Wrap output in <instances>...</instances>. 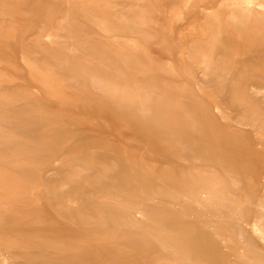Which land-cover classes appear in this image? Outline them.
Instances as JSON below:
<instances>
[{"label": "rangeland", "instance_id": "rangeland-1", "mask_svg": "<svg viewBox=\"0 0 264 264\" xmlns=\"http://www.w3.org/2000/svg\"><path fill=\"white\" fill-rule=\"evenodd\" d=\"M245 2L0 0V264H264V117L238 95L264 101V0Z\"/></svg>", "mask_w": 264, "mask_h": 264}, {"label": "bare ground", "instance_id": "bare-ground-1", "mask_svg": "<svg viewBox=\"0 0 264 264\" xmlns=\"http://www.w3.org/2000/svg\"><path fill=\"white\" fill-rule=\"evenodd\" d=\"M264 6V5H263ZM252 8V0H246V2L244 3V9L248 10ZM258 10V9H256ZM260 10V9H259ZM259 10L257 11L259 14ZM264 13V10L262 11ZM260 10V14L262 13ZM262 13V14H263ZM261 14V15H262ZM90 18V17H89ZM262 18V17H261ZM264 25V24H263ZM59 30V29H58ZM47 35L46 33L44 34ZM48 36V35H47ZM48 38V37H47ZM46 38V40H47ZM42 39V37H41ZM44 41V39H43ZM49 44V42H48ZM50 45V44H49ZM44 47L46 49V46H41ZM40 47V48H41ZM47 51V50H46ZM49 51V50H48ZM52 52V51H50ZM71 52V51H70ZM56 53V52H55ZM60 53V52H59ZM58 53V54H59ZM62 54V53H61ZM60 54V55H61ZM64 54V53H63ZM62 54V56H63ZM70 54V53H69ZM51 55V53H50ZM59 56V55H58ZM52 57V55H51ZM56 58V57H55ZM60 58V57H59ZM85 77V76H84ZM89 78V77H88ZM87 79V78H86ZM95 79V78H94ZM97 79V78H96ZM263 79V78H262ZM90 81L92 82V84H94V80L90 79ZM99 84V83H98ZM91 87V85H89ZM92 88V87H91ZM252 92H249L248 90L242 89L239 91L238 95L240 96L241 102L242 104L245 105V107L247 108V110H249L251 113L254 114H258L264 117V101L260 102L259 104L256 103H251V99L254 98V96H256V91L255 89L251 90ZM253 97V98H252ZM193 131V130H192ZM192 173L190 171H187L185 173H183L182 171L179 172L178 174V180L179 183H181V187H180V194L181 197L183 199H187L189 196V194H193L196 199L195 201L197 202L196 207L201 209V211L199 212H204L207 211L208 214L212 217V218H216L217 220L214 221V224L217 222H221L225 223L226 219H229L230 216H227L225 214V212H223V205L221 204V201L218 200L217 198V194L219 191L214 190L215 188H213V186L210 185L209 183H201L200 181H195L192 178ZM222 191V189H221ZM82 204V203H81ZM261 208L264 210V205H261ZM236 214L240 217L239 212L237 211ZM65 216V215H64ZM123 226H129L130 223L129 222H123L121 223ZM226 227V226H225ZM260 227V226H259ZM258 228V227H256ZM213 234L216 236L217 239L220 240V242L222 243L223 246H225V248L227 249V242L226 240L223 239L222 234H224L221 229H211ZM227 230V229H226ZM238 240V239H237ZM239 241V240H238ZM238 243V242H237ZM239 245V244H238ZM242 247V246H241ZM243 250V249H242Z\"/></svg>", "mask_w": 264, "mask_h": 264}]
</instances>
